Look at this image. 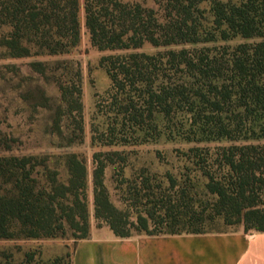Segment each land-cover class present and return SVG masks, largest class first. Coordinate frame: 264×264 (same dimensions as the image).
<instances>
[{
  "label": "trees",
  "instance_id": "trees-1",
  "mask_svg": "<svg viewBox=\"0 0 264 264\" xmlns=\"http://www.w3.org/2000/svg\"><path fill=\"white\" fill-rule=\"evenodd\" d=\"M78 12V0H0V27H9L0 48L10 58L67 53ZM83 16L90 45L111 53L100 59L110 82L104 146L163 134L188 146L176 150L178 177L166 172L163 182L141 169L116 181L124 209L111 202L104 173L123 171L125 153H94L98 225L118 238L207 234L219 221L264 233V0H84ZM144 45L163 50L139 52ZM63 167L60 181L45 159L0 156V239L56 238L65 227L75 242L88 236L86 166L66 154Z\"/></svg>",
  "mask_w": 264,
  "mask_h": 264
},
{
  "label": "rangeland",
  "instance_id": "rangeland-1",
  "mask_svg": "<svg viewBox=\"0 0 264 264\" xmlns=\"http://www.w3.org/2000/svg\"><path fill=\"white\" fill-rule=\"evenodd\" d=\"M83 1L78 0V41L67 53L10 58L0 48V156L45 159L49 168L57 169L60 181L67 178L64 155L78 156L87 170L85 200L90 228L91 224L105 226L98 225L93 218L91 173L94 153L113 150L125 153L123 171L120 172L117 165L107 167L104 173L111 202L118 209H124L120 194L115 190L121 177L132 179L141 169L157 175L163 182L166 172L178 177L183 172L184 161L176 150H186L188 146L179 140H170L164 134L158 140L142 145L104 146L108 143V134L103 114L108 106L106 91L110 82L100 59L111 53L100 52L90 45L84 27ZM8 32L9 27H0V39ZM239 42L240 39H234L226 44ZM162 50L144 45L139 52L154 54ZM77 103L79 110H76ZM237 227L239 225L226 226L219 221L206 231L226 233ZM74 243L68 227L56 238L16 236L0 239V264H20L28 252L34 255L31 264H43L57 257H62L61 264H67Z\"/></svg>",
  "mask_w": 264,
  "mask_h": 264
},
{
  "label": "crops",
  "instance_id": "crops-1",
  "mask_svg": "<svg viewBox=\"0 0 264 264\" xmlns=\"http://www.w3.org/2000/svg\"><path fill=\"white\" fill-rule=\"evenodd\" d=\"M70 264H264V233L133 235L118 238L107 226L90 225L74 243Z\"/></svg>",
  "mask_w": 264,
  "mask_h": 264
}]
</instances>
